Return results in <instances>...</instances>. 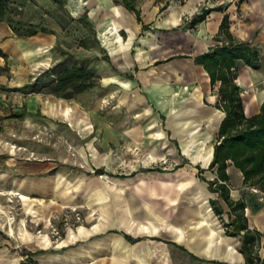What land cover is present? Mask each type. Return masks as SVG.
<instances>
[{"label": "rangeland", "instance_id": "obj_1", "mask_svg": "<svg viewBox=\"0 0 264 264\" xmlns=\"http://www.w3.org/2000/svg\"><path fill=\"white\" fill-rule=\"evenodd\" d=\"M8 2L9 15L16 19L38 22L54 30L56 41L52 47V61L47 67L57 65V70H60L66 65L85 64L93 68L100 77L98 86L78 93L70 99L38 92L35 96L41 98V103L37 105L36 101H33L29 108L25 105L27 104L25 98L33 94L25 95L21 90L16 92L17 90L10 91L6 88L5 90L10 92L4 97L5 103L0 104V152H3L0 153V174L5 168L3 159L8 155L6 150L12 155V159L8 160L10 165L6 166L10 168L8 171L11 175L18 174L22 165H29L24 169L35 172L37 168L35 163L29 162H36L43 157L35 148L50 149L54 144L73 152L71 155L75 157L72 159L79 163L76 154L74 155V148L76 150V147L79 148L85 143L83 138L76 136L72 132L74 129L65 121L51 120L47 117L42 119L38 116L40 111L38 107H43L44 104L45 111L51 107H59L58 103H62V107H69L73 114L79 115L84 112L90 114L92 134L100 127L98 119L106 116L114 132L117 128H125L135 131L147 130V133L154 135L155 138L162 135L161 140L158 139L155 141L156 144H153L155 148L135 145L129 149L125 148L118 165L109 170L114 175L122 177L118 184H114L107 175L92 177L88 185L76 186V190L81 192L91 190L87 201L82 200L84 197L82 193L80 203L64 206L59 211H51L44 218H36L25 211L19 190L0 186V255L6 253L14 262L28 264L20 259L25 250L29 251V254L47 255L53 250L52 245L65 239L69 231L78 228L90 229L95 224L99 225L100 222L106 221L105 227L96 230L93 235L71 244V258L79 256L81 253L78 252L84 246L89 247L88 252L92 250V254L98 253L100 252L98 246H105L103 242L115 243L121 239L123 223L136 225L151 219L161 230L166 227L180 232L176 237L178 239L183 237L179 242L185 249L151 237L166 239L173 238L174 234L170 237L163 231L155 235L135 233L131 235L133 241H129L131 243L136 241L138 244L133 249L127 251L124 249V256H139L149 261L147 264H213L198 258L235 261L236 256H239V236L227 234L235 241L234 248L231 243L229 248L222 243L225 238L222 231L223 222L229 220L227 205L223 201L220 202L223 213L219 218L209 202L214 193L208 189L205 179H209L214 173L194 162L195 159L190 154L182 153L177 143L171 139L175 130L174 123L177 124L180 114L197 112L194 98L191 97L195 92L193 84L182 79L181 75L169 76L165 70L169 61L164 60L162 49L170 42L173 48L179 43L177 33L179 29L177 27L168 30L156 29L148 36L142 34L144 35L142 42L141 37L132 40L130 45L123 42L125 56L130 64L134 62L132 59L140 50L144 52V58L150 59L149 65L144 67L145 64L140 63L141 71L134 73L140 75L141 82L145 84L142 86L138 82L139 79H131L128 76L133 71L132 68L128 70L125 63L122 64L125 61L123 58H114L110 62L103 59L104 52L97 39V30L95 29L97 39L95 40L89 26L78 19L81 12L74 14L71 11V0H65L64 5L54 0ZM96 55L100 58L96 59L94 57ZM47 67L42 66L35 70L32 79ZM11 79L10 77L9 80L13 82ZM117 79L120 83L115 82ZM128 79L132 80V83H129ZM21 104L29 112L34 113V116L26 119L10 118L9 114L19 112ZM162 139L166 142L168 140L170 147L163 146ZM133 165L136 166L135 169ZM93 169L94 166L91 174H94ZM120 187L123 200L118 202L113 200L112 206L108 207L106 212L101 211V203L104 201L103 196L100 198L101 192L105 195L104 191L107 190V195H113L115 188L119 193ZM106 201L110 203V200ZM116 205L121 210L117 214L114 210ZM71 208H76L82 219L74 221L70 218L64 223V214L71 211ZM148 208L149 213L153 214L150 218L144 213ZM20 228L43 236L42 244L45 248L40 249L32 243L27 245L30 249L22 245L19 241ZM146 229L155 230L149 227ZM115 232L118 233V237L114 236ZM123 239L127 240L126 237ZM259 250L262 252L261 248Z\"/></svg>", "mask_w": 264, "mask_h": 264}, {"label": "crops", "instance_id": "obj_2", "mask_svg": "<svg viewBox=\"0 0 264 264\" xmlns=\"http://www.w3.org/2000/svg\"><path fill=\"white\" fill-rule=\"evenodd\" d=\"M206 1L208 0H136L135 6L140 10L142 18V22H139L133 11L114 0H84L82 3L79 0H71V11L74 14L85 12L93 23L94 29L98 32L97 39L102 49L108 54L110 61L114 58H123L125 61L122 64L125 63L128 70L132 68L133 73H131L132 77L130 78L139 79L138 82L142 86H145V84L141 82L140 75L137 76L134 73L141 71L139 68L140 63L145 64L144 67L149 65L150 59L144 58L145 54L140 50L139 54L132 59L134 62L131 65L130 62H127L123 42L125 41L126 45H130L132 40L139 37H141L142 42L144 36L142 34L148 36L156 29L168 30L174 27L179 29L177 32L179 33V43L173 48L170 42L163 47V52H161L164 60L169 61V64L165 67L169 76L172 74L181 75L182 79L188 81L189 84H193L195 92L191 97L194 98L197 112L180 114L177 124L174 123L175 130L171 139L177 143L182 153L185 155L190 154L195 159L194 162L205 168L208 167L212 158L213 146L218 139V126L224 116V111L216 106L217 92L211 87L209 76L203 66L194 62V56L207 51L210 47L220 44L224 40L223 36L217 37L224 18H226L228 30L234 38L250 42L258 51V67H252L243 62H239L237 65L235 82L241 91L245 115L249 116L257 113L264 101V0H235L223 5L212 3L208 7H202ZM82 5H84L83 9ZM203 8L210 9L205 18L193 27H189L188 23L192 16L201 12ZM27 22L38 23L34 21ZM142 24H146L148 27L143 28ZM55 41L56 36L54 33L42 31L30 36L19 37L15 35L6 21H0V104L5 103L4 97L7 93L12 90L16 91V87H21L30 82L35 70L42 66L47 67L51 63V52ZM116 67L119 68L117 65ZM10 77L11 80H14L13 82L9 80ZM115 82L120 83L119 79ZM129 83H132V80ZM6 88H9L10 91H6ZM37 93H22L25 95L33 94L29 98H25L27 102L25 105L28 108L32 106L33 101H36L37 105L41 103V98L35 96ZM58 105L59 107H51L47 111H45V104L44 108L38 107L40 109L38 116L42 119L47 117L51 120L65 121L67 125L74 129L72 132L76 136L83 138L85 143L79 148L76 147V150L74 148V155L76 154L79 163L72 159L75 157L72 156L73 154L71 155L73 152L65 150L66 148H59L60 146L54 144L50 149L35 148L37 153L43 155L36 162H29V164L35 163V168L37 167L35 172L24 169L29 165H22L18 174L11 175L8 171L10 168L6 166L10 165L8 160L12 159V155L9 150H6L8 155L3 159L5 168L0 174V186L4 188L13 187L19 190L25 211L33 214L36 218H44L51 211H59L64 206L80 203L83 197H81L82 193H84L82 200L87 201L91 190L81 192L76 190V186L88 185L91 183L92 177L98 178L102 174L107 175L114 184H118L122 177L114 175L109 170L118 165L119 158L121 159L125 148L129 149L132 145L155 148L153 144H156L155 141L158 139L161 140L162 135L159 134V138L158 136L155 138L154 135L147 133V130L135 131L125 128H117L114 132L112 126L108 124L106 116L98 119L100 127L98 130L93 131L95 134H92L90 114L84 112L76 115L70 112L69 107L63 108L62 103H58ZM9 115H11L10 118L24 117L26 119V117L31 118V116H34V113L29 112L21 104L19 112ZM68 143L71 148V141ZM162 144L170 147L168 140L166 142L162 139ZM191 161L193 160L191 159ZM92 166H94V169L102 167L103 173L94 171V174H91ZM132 167L133 169L136 168L134 165ZM211 171L214 175L209 179L215 176V172ZM227 172L229 174L228 183L231 198L233 200L242 199L245 202L244 213L248 225L263 231L264 190L255 186L256 189L253 190L251 185L244 183L241 172L232 164L228 165ZM104 187L107 186L104 185ZM117 189L115 188L113 195H107V190L104 191L105 195L101 192L100 198L103 196L104 199L101 203V211L106 212L109 209L108 207L112 206L111 201L123 200L122 187H120L119 193ZM107 199L110 200V203L106 201ZM218 200L219 203L223 201L221 198H218ZM106 205L107 207H105ZM114 210L116 214L121 211L118 209V205ZM149 210L148 208L144 212L148 218L153 216L152 213H149ZM104 223L107 222L102 221L99 225L95 224L90 229L78 228L69 231L65 239L56 245H52L53 250L47 255L27 254L29 251L25 250L20 259L28 264H147L149 261L141 259L139 256L123 255L124 249L125 251L130 248L133 249L138 244L136 241L131 243L128 239L124 240V234L133 236L135 233L155 235L163 231L169 236L174 234V237L166 239L157 236L151 237L164 242L165 240L174 241L182 245L179 241L183 237L181 236V239L176 237L180 232L166 227L161 230L160 227L154 225L153 220L148 219L136 225L123 223L121 225L122 232L117 230L122 234L121 239L115 243L103 242L105 246H98L100 252L92 254V250L88 252L89 247L84 246L78 252V254L81 253L79 256L71 258V244L93 235L96 230L105 227ZM147 227L155 230L149 231L146 229ZM222 231L225 233L223 228ZM19 234L21 235L19 241L26 248H29L27 245L31 243L37 245L40 249L45 248L42 244L43 236L34 234L26 228H20ZM113 234L118 237V233ZM224 237L222 243L228 248L231 243L232 248H234L235 241L231 240V237L226 233ZM238 255L235 261L232 262H227L226 259L210 260L222 261L227 264H242L243 256L240 252ZM0 264H21V262H14L8 254L4 253V255H0Z\"/></svg>", "mask_w": 264, "mask_h": 264}, {"label": "trees", "instance_id": "obj_3", "mask_svg": "<svg viewBox=\"0 0 264 264\" xmlns=\"http://www.w3.org/2000/svg\"><path fill=\"white\" fill-rule=\"evenodd\" d=\"M8 1L0 0V21H6L15 35L26 37L38 31L55 33L54 30L41 23L27 22L9 15ZM55 1L61 5L65 2V0ZM114 1L133 11L136 19L142 22L140 10L135 6L136 0ZM209 10V8H203L201 12L194 14L188 26L193 27L203 20ZM78 19L89 26L91 33L97 40L93 23L86 13H81ZM142 27L147 28L148 25L142 24ZM218 36L224 37L220 44H215L207 51L194 56V62L201 64L206 70L211 87H217L218 100L216 106L224 111V116L218 126V139L213 146L212 158L207 167L215 172V176L212 179H205L208 189L215 194L209 198V202L213 212L219 218L222 217L223 208L218 198H221L228 206L229 220L223 222V227L226 234L239 236V252L244 259L242 264H264V230L259 231L248 225L244 213L245 202L242 199L233 200L230 196L229 174L227 172L228 165L232 164L241 172L244 183L264 190V101L257 113L245 115L241 91L235 82L239 62L258 67V51L250 42L238 40L231 35L226 18L221 22ZM83 45H85L84 41ZM103 52V59L110 62V58L104 49ZM94 57L100 58L97 55ZM128 76L132 77V74ZM99 77L93 68L85 64L66 65L60 70H57V65H55L45 68L30 82L15 89L25 93L46 92L69 99L80 92L98 86ZM94 171L103 173L104 170L102 167H98ZM124 235L128 240H132L129 234ZM165 242L185 249L174 241L165 240ZM260 248L262 252H260ZM191 255L196 257L194 254ZM198 259L215 264H227L205 258Z\"/></svg>", "mask_w": 264, "mask_h": 264}, {"label": "built area", "instance_id": "obj_4", "mask_svg": "<svg viewBox=\"0 0 264 264\" xmlns=\"http://www.w3.org/2000/svg\"><path fill=\"white\" fill-rule=\"evenodd\" d=\"M235 0H212V1H206L202 7H208L210 4L214 3L216 5H223V4H227V3H231ZM217 87H214V90L216 91ZM253 190H255L256 188L251 187ZM71 218V220L74 221H79L82 219V216L80 214V212L78 210H76V208H71V211H68L66 214H64V223H67L68 220Z\"/></svg>", "mask_w": 264, "mask_h": 264}]
</instances>
